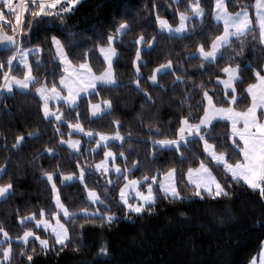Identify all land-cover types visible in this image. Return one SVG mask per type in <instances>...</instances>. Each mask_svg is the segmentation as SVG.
Returning a JSON list of instances; mask_svg holds the SVG:
<instances>
[{
  "label": "trees",
  "instance_id": "trees-1",
  "mask_svg": "<svg viewBox=\"0 0 264 264\" xmlns=\"http://www.w3.org/2000/svg\"><path fill=\"white\" fill-rule=\"evenodd\" d=\"M66 6V0H62ZM196 0H82L61 18H45L41 25L27 28L32 20L29 13H25L22 28L31 37L30 41L21 42L24 49L39 48L40 51L28 56V62L33 66V75L40 78L41 83L58 82L63 75V68L59 63L52 47V37L61 40L69 59L74 64L87 61L97 75L105 69L98 48L106 46L108 35L115 34V29L124 22L130 26L125 36H116L114 47L117 48L118 58L113 64L115 78L119 85L114 88L98 87V95L88 96L78 101L79 107L71 113L75 117L80 114L79 123L86 131L115 135L117 131L124 139L112 142L105 148H97L92 152L96 141L89 143L88 139L79 135L82 142V154L75 156L66 146H59L61 136L57 133V122L50 123L43 116L42 101L37 96L35 88L28 91L14 90L11 94L3 91L0 95V167L6 168V174L0 179V185L11 182L13 195L7 199H0V226L8 233L12 241V264H29L26 256L20 252L25 245L19 242L24 231H33L41 239L49 240V250L41 251L39 241L34 238L27 245V253L33 255L34 264H251L264 243V197L259 190L248 188L242 181L233 182L230 177L222 174V169H216L203 153V144H189L184 153L186 159L179 165L186 172L189 167H198L204 160L217 178L226 182L228 197L212 199L207 195L203 199L193 195L191 186L180 183L183 202L171 201L163 198L158 191L155 205L143 214L127 212L119 201V189L123 186V176L117 180V175L102 176L95 171V164L104 159V151H112L117 156L116 164L121 168H131L133 163L140 167L129 176L130 179H141L144 175H155L157 171H166L169 167L178 165L177 154L167 150L154 148L152 141L175 138L174 130L179 127L178 121L187 117L191 111L195 116L202 115L196 105L202 101L201 85L212 94V90L223 95L222 87H216L217 76L224 77L221 69L229 66L227 57H233L232 67L239 64L243 67L250 64L251 68L241 74L244 83L238 86L237 95L241 99L236 105L238 110H246L251 100L247 96L248 84L254 83L257 71L263 74L264 44L260 41L259 30L254 18V3L256 0H224L227 11L231 14L246 10L252 21V31L233 39L231 47L225 52V58L211 66L201 68L200 59L189 60L188 57L196 51L199 43L207 41L222 33L223 27L213 21L215 0H199L205 15L201 21L190 22L197 31V36L191 39H169L168 35H158L157 17L165 19L170 25L177 26L179 13L190 15V6ZM7 11V10H5ZM15 23L14 17H8ZM11 34L9 28H5ZM143 35L147 41H153L154 47L146 51L147 44L135 45L134 41ZM142 49V60L147 67H141L143 76L138 91L134 83L136 80L135 60L136 48ZM13 51L0 48V89L4 85V73L23 78L24 68L19 63H13L10 69L7 60ZM43 61L39 72L35 71V61ZM173 61L174 73L158 76L161 87H152L148 77L152 71L168 60ZM187 75H184V73ZM176 76H181L184 83H175ZM195 85V87H193ZM36 87H39L37 85ZM220 96H214V101ZM102 100L111 101V109L99 118H91L89 101L92 104ZM205 103V102H204ZM191 106V107H189ZM227 107V105H224ZM55 110L60 107L67 114L65 105L51 103ZM69 122L76 123L75 119ZM150 129L152 132H150ZM159 129L163 135H157ZM59 132L63 139L69 138L70 129L67 124L60 126ZM38 134L33 138L29 134ZM230 134V126L220 122L214 129L213 135L225 136ZM25 137L21 147L16 149V137ZM130 137V139H129ZM98 139V136L96 137ZM216 143L221 149L226 147L223 140L209 141ZM230 143V141H228ZM52 148L56 152L55 158L46 152ZM87 150V151H85ZM230 151V150H229ZM124 157H120V153ZM156 153L155 163H151L153 153ZM233 160L238 159L235 154ZM77 161L92 169L85 183L89 189L100 194L110 212L107 214L117 217L109 225L106 221L95 220L85 222L77 217L73 226L69 225L70 243L63 247L54 243V237L35 227V221L21 224L25 217L36 214L39 210L46 213L55 211L51 184L47 181L45 172L54 174L53 182L61 192V199L70 211L79 212L83 208L93 211L96 206L90 205L87 192L79 183L61 184L60 176L76 173ZM111 180L113 183L108 184ZM105 189H108L105 192ZM107 197V198H105ZM101 211L106 209L101 206ZM83 225L81 228L80 225ZM0 240H3L0 234ZM4 248L8 244L3 245ZM105 247L107 255L101 254ZM33 249L35 252L33 253ZM2 259V256H0Z\"/></svg>",
  "mask_w": 264,
  "mask_h": 264
},
{
  "label": "snow or ice",
  "instance_id": "snow-or-ice-1",
  "mask_svg": "<svg viewBox=\"0 0 264 264\" xmlns=\"http://www.w3.org/2000/svg\"><path fill=\"white\" fill-rule=\"evenodd\" d=\"M79 2L80 0H66L65 6L62 0H19L18 3L15 0H0V48L13 51V55L7 60V65L10 69L13 66V61L16 60L26 69L23 79L4 73L5 83L2 89H6L11 94L14 85L20 90H27L30 86L35 88L36 94L43 102L42 111L44 118L50 123L53 119L57 122L56 131L61 136L58 147L67 145V148L72 150V153L77 157L82 154L81 141L80 139H72L73 134H82L88 137L89 143L95 140L97 148L102 147L105 149L110 143L124 139L118 131L115 135L86 131L79 123L80 114L77 113L75 117H72L71 113L79 107L78 101L84 98L82 94H87L88 96L98 95V86L114 88L119 85L113 69L114 58H118V52L117 48L113 45L116 42V36L122 37L127 35L130 26L124 22L120 23L119 27L115 29V34L108 35L106 46L99 48V52L107 65L99 75L93 72L91 65L87 61L74 64L69 59V54L65 51L61 40L53 36L51 42L55 46L59 63L63 65V75H61L59 80V86L56 83H52L49 87L47 83H41L38 76L33 75L34 69L28 62V56L34 55L40 49H24L20 45L22 40H31V37L22 28L25 13L30 12L32 17V20L27 23V28L31 30L34 26L43 24L45 18L62 19L61 11L57 10L58 6H61L63 13H68ZM175 2L178 3L179 0H175ZM255 8V19L260 30V41L264 43V0H256ZM190 11L192 15H186L185 12L179 13V24L176 27H173L167 20L161 19L158 16V35L167 33L169 39L178 40L195 38L198 30L194 25H190V22L196 17H203L205 12L200 7L199 0H196L190 6ZM10 16L15 18V23L11 19H8ZM214 18L218 23L222 21V33L215 35L211 39L210 44L207 41L199 43L196 51L188 57L189 60L200 59L202 61L201 68L205 65L211 66L223 60L226 50L233 43V39L240 40L241 37L252 31V21L249 18V13L247 11H241L234 15L229 13L224 0H215ZM5 28H9L11 34L5 31ZM155 40L156 37H153V41H147L141 35L139 39L134 41V44H147L145 50L151 51L154 47L153 42ZM141 52L142 49L137 47L135 60L133 61L136 72V80L134 83L137 90L143 92L145 97L151 100V96L141 87L143 76L140 69L141 67H147V63L142 60ZM227 59L229 66L221 69L224 78L217 76L216 80L217 88L220 85L223 86V95L220 96V93L216 92L215 89L212 90V94L210 95L209 91L201 85L202 101L196 105V108L198 111H202L203 114L195 116L190 111L187 117L178 121L179 127L174 130L175 138L152 141L154 148L160 151L167 150L176 153L179 162L178 165L169 167L163 172L158 170L155 175H144L141 179H130L129 176L140 167L139 163H133L131 168L126 167L121 169L115 164L117 159L116 155L111 151H104V159L100 163L95 164V171L99 172L102 176H107L111 171L117 174L118 181L123 176L124 183L119 189V201L126 208L127 212L139 215L143 214L146 210H150L159 198L156 191H154L156 188H158L159 194L163 198L183 202L184 197L179 187L181 182L191 186L193 195L200 199H203L205 195L212 199L228 197L229 192L226 188V182L222 183L217 178L218 174L230 177L236 183L242 181L250 189H258L260 195L264 197V119H262L264 112H260V110H264V75L259 71L255 73L256 82L248 84L245 90L247 96L250 97L251 103L246 110H238L236 105H238L243 95H237L238 86L244 83L241 74L243 71L250 69L251 65L246 64L241 67L239 64H236L235 67H232L233 57L229 55ZM42 65L43 61L37 59L35 61V71L39 72ZM3 67L4 65L0 64V69ZM174 71L173 61L170 59L166 63H162L156 67L148 77V80L151 81L152 87L162 88L158 84V76L163 77L173 74ZM184 75H187V73L185 72ZM184 82L181 76H176L174 84ZM37 85L39 87H36ZM2 94L3 92L0 91V95ZM214 96H220V98L214 101ZM52 101H55L57 105H60L62 102L63 105L67 106V114L62 112L60 107H56L53 110L50 107V102ZM89 105L92 116L96 118L102 115V105L104 106L103 114H107L111 109V101L109 100H102L95 104L89 101ZM224 105H227V107ZM70 119H75L77 122L71 123L69 122ZM220 122H226V124L230 125V134L225 136L213 135L215 127ZM65 123L68 129H70L67 140L63 139V133L59 132L60 126H63ZM150 132H152L151 129ZM155 132L157 135H163L159 129H156ZM29 135L33 138H38V134L30 133ZM97 136L99 139H96ZM24 139L25 137L23 136L16 137V143L13 147L19 149ZM220 140L225 142L226 147L224 149H221L216 143L209 142ZM201 142L206 158H209V162L214 168L222 169V173L214 174L212 168L204 160L200 161L198 167L187 168L186 172L179 166L186 159L184 153L188 151L187 146L193 143L200 144ZM91 151L95 152L96 149H91ZM46 152L55 158L56 152L52 148H47ZM233 154L239 158L233 160ZM119 155L120 157H124L123 152ZM155 160L156 153L154 152L151 163H155ZM109 162L112 164L111 168L109 167ZM76 167L79 169L78 175L76 173L63 174L57 169L60 182L65 187L72 183L83 185L84 190L87 192L89 204L96 206L93 211H89L87 207L81 209L79 212L70 211L69 207L62 201L61 192L57 188L56 183L53 182L54 174L45 172L44 175L47 177V181L51 183L55 211L46 213L45 210L41 209L39 210V218L34 213L21 220L22 225L35 221V227L38 229L43 227L44 232L54 237V243L60 245L61 250L71 241L68 226L72 225L74 231V222L77 217H82L85 222L99 219L106 221L109 225L117 219L114 215L107 214V212H110V209H107L105 200L101 199L100 194L95 190L89 189L85 183L87 177L93 174L92 169L87 167V161H85L83 166L77 161ZM6 171V168L0 167V179L3 178ZM107 183L112 184L113 182L108 180ZM13 187L11 182L0 185V198L7 199L13 195ZM107 191L108 189H105V192ZM132 200L136 202H130ZM101 206L106 209L105 212L101 211ZM80 227L82 228L83 225L81 224ZM0 234L3 236V240H0V256H2L0 264H12L13 248L9 233L0 226ZM31 237L39 241L41 251L44 252L49 250V240L41 239L39 235H35L31 230L24 231L23 236L18 238L25 245V248L20 252V256L22 258L26 256L29 264H34L33 255L27 253V245ZM4 244H8V247L4 248ZM34 252L35 249H33ZM100 252L101 254L107 255V249L105 247H102ZM260 264H264V251L261 252Z\"/></svg>",
  "mask_w": 264,
  "mask_h": 264
},
{
  "label": "crops",
  "instance_id": "crops-1",
  "mask_svg": "<svg viewBox=\"0 0 264 264\" xmlns=\"http://www.w3.org/2000/svg\"><path fill=\"white\" fill-rule=\"evenodd\" d=\"M172 1H174V3H177V2H175V0H172ZM225 3V2H224ZM255 4H256V2L254 3V18H255V16H256V8H255ZM213 11L215 12V2H214V8H213ZM241 11H246V10H241ZM191 12V11H190ZM214 12H213V21L216 23V24H220L222 27H223V23H222V21L221 22H217L216 20H215V18H214ZM190 15H192V13L190 14ZM234 15V14H233ZM202 18L203 17H196V18H194L193 20L194 21H201L202 20ZM250 18V17H249ZM256 20V19H255ZM158 24V23H157ZM178 24H179V21H178ZM178 26V25H177ZM256 26L258 27V25H257V23H256ZM174 27H176V26H174ZM158 30H159V24H158ZM258 30H259V27H258ZM260 31V30H259ZM166 35H167V33H165ZM116 41H117V39H116ZM115 44V43H114ZM264 44V43H263ZM114 46V45H113ZM52 47H53V50H54V52L56 53V49H55V46L52 44ZM98 52H99V48H98ZM99 55H100V57H101V59H102V61L104 62V60H103V56L100 54V52H99ZM57 57V56H56ZM57 59H58V61H59V58L57 57ZM115 59L116 58H114V62H115ZM19 63V61L18 60H16V61H13V63ZM114 62H113V64H114ZM104 64H105V68L107 67V65H106V63L104 62ZM22 65V64H21ZM23 66V65H22ZM62 66V68H63V65H61ZM26 71V69H24V72ZM24 75V74H23ZM262 75H264V69H263V74ZM224 78V77H223ZM23 79V78H22ZM58 85H59V82H58ZM222 88H223V86L222 85H220ZM99 87V86H98ZM30 88V87H29ZM14 90H20V89H18L15 85L13 86V91ZM29 89H27V90H20V91H28ZM0 91H5V92H7L6 91V89H0ZM12 91V92H13ZM8 93V92H7ZM9 94V93H8ZM83 95V97L84 98H86V97H88V95L87 94H82ZM249 99H250V97H249ZM51 103H56L55 101H52V102H50V104ZM61 104L63 105V103L61 102ZM205 104H206V102H205ZM67 107V106H66ZM90 107V106H89ZM103 112H104V106L102 105V115H103ZM109 112V111H108ZM260 112H264V110H260ZM260 112H258V114H260ZM89 113H90V116H91V118H94V119H97L96 117H93L92 116V114H91V110L89 109ZM262 119H264V116H262ZM230 126V125H229ZM74 135H76V134H74ZM79 136H82L83 138H85V139H88V137H86V136H83L82 134H80ZM72 139H79V138H72ZM98 139H99V137H98ZM67 140V139H66ZM115 142H118V141H115ZM64 147L66 146L67 147V145H63ZM81 147H82V142H81ZM93 149H97V146L95 145V147L93 148ZM70 150V149H69ZM71 152H72V150H70ZM112 152V151H111ZM117 157V156H116ZM115 164H116V162H115ZM117 165V164H116ZM118 166V165H117ZM109 167L111 168L112 167V164H111V162H109ZM109 174H115V172L114 171H111V172H109ZM115 175H117V174H115ZM247 186V185H246ZM248 187V186H247ZM249 188V187H248ZM258 190V189H257ZM0 199H2V198H0ZM132 203H134V200H132ZM136 214V213H135ZM33 222V221H32ZM41 229H43V227H41ZM34 237H31L30 238V240L31 239H33ZM21 244H23L21 241H19Z\"/></svg>",
  "mask_w": 264,
  "mask_h": 264
},
{
  "label": "rangeland",
  "instance_id": "rangeland-1",
  "mask_svg": "<svg viewBox=\"0 0 264 264\" xmlns=\"http://www.w3.org/2000/svg\"><path fill=\"white\" fill-rule=\"evenodd\" d=\"M82 0H80V2H81ZM15 2L16 3H18L19 2V0H15ZM38 96V95H37ZM39 97V96H38ZM43 103V102H42ZM51 184V183H50ZM130 202H132V201H130ZM136 201H134V203H135ZM262 251H264V243H263V245H262V249H261V251H260V253L256 256V257H254L253 258V261H252V263L251 264H253V262H255V264H260V258H261V252Z\"/></svg>",
  "mask_w": 264,
  "mask_h": 264
}]
</instances>
